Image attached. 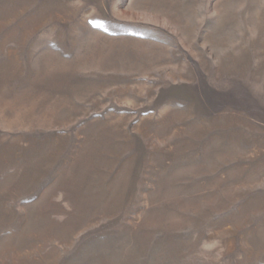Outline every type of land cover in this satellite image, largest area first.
<instances>
[{"label":"rangeland","instance_id":"obj_1","mask_svg":"<svg viewBox=\"0 0 264 264\" xmlns=\"http://www.w3.org/2000/svg\"><path fill=\"white\" fill-rule=\"evenodd\" d=\"M0 264H264V0H0Z\"/></svg>","mask_w":264,"mask_h":264}]
</instances>
